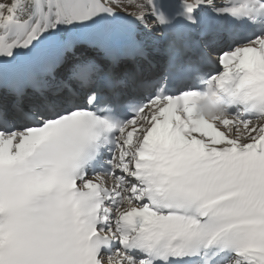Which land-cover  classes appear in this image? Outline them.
<instances>
[{
	"label": "snow or ice",
	"instance_id": "snow-or-ice-1",
	"mask_svg": "<svg viewBox=\"0 0 264 264\" xmlns=\"http://www.w3.org/2000/svg\"><path fill=\"white\" fill-rule=\"evenodd\" d=\"M0 264H264V0H0Z\"/></svg>",
	"mask_w": 264,
	"mask_h": 264
}]
</instances>
